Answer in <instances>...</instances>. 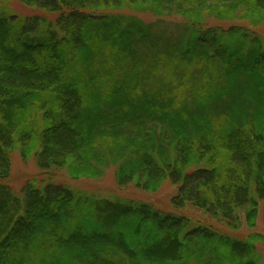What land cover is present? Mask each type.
Segmentation results:
<instances>
[{
  "label": "trees",
  "instance_id": "trees-1",
  "mask_svg": "<svg viewBox=\"0 0 264 264\" xmlns=\"http://www.w3.org/2000/svg\"><path fill=\"white\" fill-rule=\"evenodd\" d=\"M5 1L0 264H264V41L251 30L264 0H15L26 16ZM138 15L177 16L182 32ZM13 153L38 171L17 192ZM110 167L118 186H176L174 213L71 185Z\"/></svg>",
  "mask_w": 264,
  "mask_h": 264
},
{
  "label": "rangeland",
  "instance_id": "rangeland-1",
  "mask_svg": "<svg viewBox=\"0 0 264 264\" xmlns=\"http://www.w3.org/2000/svg\"><path fill=\"white\" fill-rule=\"evenodd\" d=\"M6 6L10 9V12L13 14H23L24 16L28 15V12L25 11L21 6L17 4L15 0H6ZM123 13V12H121ZM125 14V12L123 13ZM141 20L145 23H153L157 19L161 21L163 24V28L155 29L157 32H168L169 34H179L177 30L182 32V28L178 24H181L183 21L181 18L174 15L169 16H153V15H138ZM236 21V20H235ZM236 24L244 25L246 24L245 21L238 20ZM205 26H217L218 28H225L230 25V22L215 20L213 18H206L204 20ZM248 27V26H246ZM253 33L259 38L264 41V24L259 25L255 28L251 29ZM159 76H163V70L158 67L156 69ZM35 167L31 162L23 163L19 156L16 153H13L11 156V176L7 180L8 185L17 192V190L23 185L26 179L33 178L37 175ZM71 185L77 188L80 191H83L87 194H92L94 196H99L102 198L109 197V196H119L122 198H126L128 200L136 201V202H144L153 205V207L164 211L174 213V208L171 205V199L175 194L176 186L165 182L160 186L157 192L153 194H147L132 186H118L114 182L113 177V167H110L103 175V177L97 181H79V182H72ZM178 214H186L188 217H194L200 221L204 220V217L201 213L197 212L194 209H189L185 207L182 210L175 211ZM254 232L262 235L264 237V221L262 219V207L259 211V215L256 222V228ZM242 235L247 234L246 230H240L239 232ZM259 251L264 254V245L259 247Z\"/></svg>",
  "mask_w": 264,
  "mask_h": 264
}]
</instances>
